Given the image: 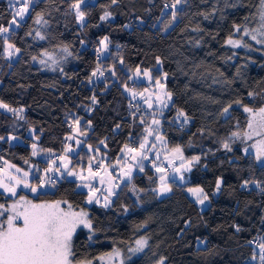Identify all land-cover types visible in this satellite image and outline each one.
Here are the masks:
<instances>
[{
    "label": "trees",
    "instance_id": "1",
    "mask_svg": "<svg viewBox=\"0 0 264 264\" xmlns=\"http://www.w3.org/2000/svg\"><path fill=\"white\" fill-rule=\"evenodd\" d=\"M171 1L118 0L112 4L111 0H94L81 7L86 12L81 25L70 8L74 0H38L21 27L7 34L21 50L12 62L4 57V37L0 36V100L23 108L16 133L10 131L16 115L0 110V136L24 139V144L13 145L7 139L0 141V158L20 167L27 163L46 166L45 160L33 157L25 131L34 130L42 152L61 153L66 137L72 134L68 124L77 118L80 130L87 133L86 144L106 141L102 151L109 161L133 140V131L137 146L142 124L132 115L135 107H129V102L139 103L124 93L117 80L128 82L130 70L137 65L152 69L154 76L161 74L154 70L159 57L162 72L167 73L166 89L172 93L161 123L166 145L181 147L186 159L201 157L185 185L169 180L172 192L158 197L152 191L157 188L153 169L144 164V171H136L131 181L120 182L108 208L87 206L86 193L76 189L75 181L57 179L53 173L49 174L54 181L51 188L36 195L25 191L17 195L35 201L67 200L89 213L95 232L79 229L74 233L75 260L96 261L144 237L147 246L124 264H158L161 257L166 258L165 264H261L257 244L264 242V192L253 183L242 187L245 180L264 186V165L257 163L255 150L249 147L261 137L235 140L232 152L221 146L232 132L248 130V113L235 101L252 108L264 106V55L257 49L233 51L226 45L233 25H244L261 0H186L177 6L178 18L169 26L171 13H164V5ZM8 5V0H0V23L5 26L11 19ZM106 11L111 17L101 20ZM37 12L43 13L47 25L34 23ZM36 30L46 39L36 37ZM104 36L110 39L106 56L97 51ZM65 46L71 55L55 71L41 69L32 59ZM97 68L103 75L92 77ZM249 92L255 95L249 97ZM93 95L96 104H92ZM229 104V114L221 115ZM177 110L188 115L187 124L174 121ZM117 124L120 129L114 132ZM245 147H249L248 155ZM34 176L31 182L38 184ZM218 178L224 182L215 193ZM187 186L204 188L209 195L205 208L197 206ZM14 199L0 191V204L8 206ZM254 252L256 260L251 258Z\"/></svg>",
    "mask_w": 264,
    "mask_h": 264
},
{
    "label": "snow or ice",
    "instance_id": "2",
    "mask_svg": "<svg viewBox=\"0 0 264 264\" xmlns=\"http://www.w3.org/2000/svg\"><path fill=\"white\" fill-rule=\"evenodd\" d=\"M86 0H74L70 5V8L74 11L75 18L78 23L81 25L85 22L86 12L81 10V5L85 4ZM118 0H111L112 4H116ZM186 3V0H174L171 5L165 4L164 7L167 9L171 7V19L169 20V26L175 22L179 15V10L177 6ZM38 4V0H9V9H11L10 15L11 19L5 24L0 23V36L4 37L3 53L6 58L11 59L13 56L17 55L21 50L7 38L8 33L12 32L13 28L21 27L23 21L30 16L31 10L34 9ZM261 4L264 5V0H261ZM111 12H105L103 16L100 17L101 20H107L111 17ZM207 19V16H205ZM261 19V28H264V8H262L260 13ZM34 23L37 25H47L48 21L44 19L43 13L37 12L35 14ZM127 27V25H125ZM234 31L239 33L243 32L244 36H251V39L256 40L257 43H264V40H258L256 35L252 32L259 30L249 31L246 27H243L239 24L233 25ZM28 35H32L31 32ZM260 35L264 36V32H260ZM35 36L40 40L46 39V37L39 31H35ZM110 44V39L108 36H104L99 41V48L97 49L98 53L102 51H107ZM226 44L231 45L233 48L239 47H250L248 44L244 43L242 39H233L232 36H229L226 40ZM63 52L71 55L68 51V47L65 46L62 49ZM43 56H46L48 60H40L41 64H47L48 61H52L53 64H56L57 61L47 52L42 53ZM33 60L37 58L32 57ZM120 63L123 64L124 61L121 58ZM162 62L159 57L156 59V64L160 65ZM55 70V69H53ZM63 72V69H60ZM132 71V76L129 79L139 78L143 76L149 82L153 81L152 69L144 68L142 69L139 65L136 66ZM102 76L103 72L97 68L92 72V77L97 75ZM112 74L115 75V72L112 71ZM167 78V73H163V76H157L154 79L156 88L159 89L156 93H151L147 88L143 92H137L136 90L129 88L128 85L124 84V89L129 93L132 100H136L137 96L144 99V102L148 105L149 108H152V95H155L156 102L163 105L164 108L168 107V103L172 99V93L168 92L165 89L162 79ZM89 83H92V78L89 77ZM149 92L147 98L144 97V93ZM249 97H253L255 94L252 92L248 93ZM92 104L97 103V98L95 95L91 97ZM237 105L243 107V111L248 113V122H247V131L240 132L234 131L231 135L221 141V146L227 152H232V143L235 140L243 138V140H252L254 136H260L261 139L257 140L254 144L250 145V148L255 149V159L264 165V106L259 108H252L247 105H243L241 101L237 100L234 102ZM130 107H135L139 111V105H131ZM232 108V104H229L227 107L223 108L221 115L227 116L229 114V109ZM0 109L5 110L6 112H11L14 115L19 116L23 112V108H14L9 104L5 103L3 100H0ZM135 116V113H132ZM160 115H163V111L160 112ZM22 119L23 117L20 116ZM183 118V123L187 124L189 122L188 115L183 110H177V114L174 118V121H180ZM140 123L143 124L144 120L141 118ZM161 121L155 118V113H153V119L151 125L144 129L147 134L144 136L139 143L138 147L130 146L128 143H125L121 148V153L123 154L124 159L121 160L117 158V164H122L120 170L121 178L131 181L133 176V171L139 169V171H144L143 161L148 159V156L145 154V149L148 145V136L156 134V140L160 141L162 144H165V138L159 133V126ZM80 119L77 118L73 121V124L70 125L73 133L80 135H86V132H82L79 128ZM88 125H91V121H88ZM152 125L156 127H152ZM120 129V125L117 124L113 131ZM9 141L16 140V136L9 135L7 137ZM74 136L70 135L66 137V140H72ZM5 140L4 136H0V141ZM76 143L79 145L81 141L77 140ZM105 148L107 147L106 141L101 140L99 142ZM89 152L99 153V147L93 148L92 145H88ZM155 147V145H153ZM249 147L243 149L245 155L249 154ZM51 152V150H47ZM73 149L71 145L66 144L64 148L65 155L59 157L62 162V166L67 170L68 164L71 162L67 153L72 152ZM32 155H38L37 145H32ZM157 159L159 155L157 154ZM169 166H172L174 160H181L180 166L173 167V171L179 174V180L184 181L183 172H190L195 164L200 162L201 157L198 155L192 156L191 158L186 159L183 155L181 147L176 146L171 149L170 155L166 156ZM96 160L95 156L89 158V163L87 166V175L83 174V170L79 173L68 170V176H75L83 183L79 186L85 187L88 189L87 194V203H100V197L97 193L100 189L93 186L92 181L99 178V183L107 185L105 191L108 195L104 196V203L102 207L108 208L112 201L111 196L116 195L114 189L119 187V185L114 184L113 181L116 179L111 172L108 171L109 167H115V165H105L103 158H101L96 163V168H93V162ZM27 163V161H25ZM56 161L53 160L47 168L44 169V175L39 177V183L36 185L29 184L27 177L29 172L25 171L23 173L24 179H20L15 176H9V179L14 181V183H5L3 179H0V188L4 189V192L9 193L11 196L15 197L17 194V187L21 184L25 188H30L32 193H37L38 190L44 187L46 184H53L54 181L49 175L53 171L59 172L60 169L54 167ZM156 172L160 173L158 180L159 186L152 191L156 192L157 195H165L172 192V186L169 184L170 176L167 174V169L161 165H157L153 162L152 165ZM8 167H15L14 165H9ZM3 171V170H0ZM17 172H20L21 169L17 168ZM103 172V174H102ZM223 180L218 178L215 182L216 192L221 191ZM249 183H254L255 186L260 189L261 192H264V186L261 185L260 181H247L243 182L242 187H247ZM133 191L135 187L133 186ZM187 192L195 198V201L198 204L203 205L205 201L209 200L208 193L205 192L202 187H188ZM66 205V207H62ZM127 211V209H125ZM5 213H8L5 219L0 220V264H92L90 260H75V252L73 248V235L76 232L78 227H83L89 230L90 233L94 234L95 230L93 228V220L90 218L89 213L81 208L79 211L73 209L72 204L67 200H55V201H45L40 203H35L32 200L28 199L25 196H20L18 200L13 202L9 206L0 204V217H5ZM237 231L240 229L237 227ZM91 239V235L89 236ZM203 241H201L202 243ZM251 243V241H249ZM137 247L134 249H129L132 252L142 251L144 247L147 246V240L144 238L138 239L136 241ZM259 248V260L261 264H264V242L257 244ZM120 249H113L112 252L105 253L104 256L98 257L100 260H104L105 257H108L111 260L114 257L120 256ZM252 260H256L257 254L254 252L252 255ZM165 257H161L158 261V264H165ZM123 264V262H121Z\"/></svg>",
    "mask_w": 264,
    "mask_h": 264
},
{
    "label": "rangeland",
    "instance_id": "3",
    "mask_svg": "<svg viewBox=\"0 0 264 264\" xmlns=\"http://www.w3.org/2000/svg\"><path fill=\"white\" fill-rule=\"evenodd\" d=\"M8 2H9V0H8ZM92 2H94V0H86L85 4L92 3ZM173 2H174V0L171 1L169 4L171 5ZM83 5L84 4H82L81 7ZM262 8H264V5H262L261 4V1H260L259 6H258L256 12L246 21V23L244 25H242L243 27H246L247 29H249L250 32H252V30H254V29L255 30H259V31L252 32V34L256 35V37H257L258 40H264V36L260 35V32H264V28H261V23L262 22H261V19H260V13H261ZM166 11L169 12V13H171L172 12L171 7L167 8V9L165 8L164 9V13ZM14 29H16V28L14 27L13 30ZM232 38L233 39H242V41L244 43H246V44H248L250 46V47H247V48H245V47L233 48L231 45L226 44L233 51H236L238 49H244V50H247V51H249V50H254L255 51L257 49V51H259L261 54L264 55V50H263L264 49V43H257L256 40L251 39V36L250 35L249 36H244L242 31L239 32V33H237V32L234 31ZM258 49H260V50H258ZM48 53L57 61L56 64H53L52 61H50V60L48 61L47 64H41L40 63V60H42V59L43 60H48V58L46 56H43V55H41V57L39 59H36L34 61V63L36 65H38L41 69L46 70V71H55L56 69L60 68V66L68 58V54L65 53V52H63L62 51V48H58V49H55V50H52V51H48ZM100 53L103 54L104 56H106L108 54L107 51H102ZM18 54L15 55V56H13L11 59L6 58L5 55H4V57H5V59L7 61L12 62L13 60H15L17 58ZM53 69H55V70H53ZM154 70L155 71H161V74H159L157 76H161V77L163 76V73L164 72H162L161 65H157L156 64V66L154 67ZM152 74H153V71H152ZM130 76H132V71L130 72L129 77ZM157 76H154L153 75V78L155 79V77H157ZM154 79H153L152 82H149L143 76H141L139 78H135L134 77L133 79H129L128 82H126V84L128 85L129 88H132V89L136 90L137 92H143L144 89L147 88L149 90V92L156 93V92L159 91V89L156 88V85L154 83ZM117 81H119V84H121V86H122V88L124 90V93H126L127 95H129V93L126 92L125 89H124V84H125L124 82L125 81H123L120 77H118V80ZM161 82L164 83V85H165V79H162ZM165 89H166V86H165ZM149 92H145L144 93V97L145 98L148 97ZM151 99H152V102H153V106H152V108H149L148 105L144 102V99H142L139 96H137V98H136V101L139 103V111H137L136 108H135V110H134L135 116L134 117H136V119L139 118V120H141V118H143V120H144V123L141 126L142 127L141 129L142 130H140L141 133H142V135H140V137L142 136V138L147 135L145 133L144 129L146 127H148V126L151 125V121L153 119V113H155V118L156 119H159L161 121V123H162V116L160 115V112L163 111V114H164V111L171 104V101H170L168 103V107L167 108H164L163 105H161L158 102H156L155 95H152ZM0 110L2 112H5V113L10 114V112H6L3 109H0ZM176 114H177V112H176ZM176 114H175V116H176ZM12 119H11V122H10V128H11L10 131H12V133H16L21 128V126L19 125V120L21 119L20 118V115L19 116L16 115ZM175 122L181 125L183 123V118H181L180 121H178V122L175 121ZM152 127H156V126L152 125ZM71 133L72 134H70V135L74 136V139L69 140V141H67V140L65 141L66 144L71 145V147L73 149L72 152L67 153V156L69 157V160L71 161L68 164V169L67 170L62 166V162L59 159V157L65 155V152L64 151H62L61 153H50V152L44 153L37 146L38 155H35L33 157L35 159L45 160L46 161L45 162L46 163V166L39 167V165L36 166L34 164H28L27 163L26 164V167L25 166L24 167H22V166L20 167V166H17V165H14V164L8 162L7 160H5L3 158H0V170H3V171H0V179H3L5 183H14V181H12V180L9 179V176H15V177H18L20 179H24L23 173L25 171H27V172H29V176L27 177L28 183L29 184H32V185H36V183H32L31 182L32 176H34V175L36 177L38 176L37 178L39 179V177H41L42 175H44V169L47 168L49 166V164L53 160H55L56 161V164L54 165V167L59 168L60 171L59 172L53 171L52 173L55 174V176L57 177V179H61L62 177H65L66 179L75 181L76 182V189L79 190V191H83V192L86 193L85 204L87 206H91V205H101L102 206L103 203H104V199H103L104 196L108 195V193L105 191V189L107 188V185L106 184H104V185L100 184L99 183V178H97L96 180L92 181L93 186L96 187V188H98V189H100V191L97 193V195L100 197V203L97 204V203L94 202L92 204H88L86 202L87 201L88 189L85 188V187L79 186L83 182L81 180H79L75 176H68L67 175V171L68 170H72V171H75V172L79 173V172H81L83 170V174L84 175H87V166H88V163H89V158L92 157V156H95L96 157V160L93 162V166L96 165V163L101 158H103V162H104L105 165H110V164L111 165H115V167H109L108 168V171L111 172L114 177H116V179L113 181V183L119 185L120 182H122V181H128L127 179L121 178V176H120V170H121L122 164H117V158H120L121 160L124 159L123 154L120 151V153L118 154V156L113 161H109L105 157L104 152L102 151V149H105V147L103 145H101L99 142H98V144L96 146L95 145H92V144H86L84 142V137L86 135H80V134H77V133H73V131H71ZM159 133L162 135V125L161 124L159 126ZM25 134H27L29 136V138L31 139V141L29 142V144H30V147L32 149V145L33 144H36L37 145V138L34 135L35 134L34 133V130L33 129H27L25 131ZM8 136L9 135L5 136V139H7ZM135 136L136 135H135V133L133 131L131 133V137H132L133 140H130L128 142V144H130L131 146H136ZM16 137H17V139L16 140H12V141H9L7 139L10 145H13L15 143L24 144V139L23 138L18 137V136H16ZM77 140L81 141V143L79 145L76 143ZM141 140H140V142H141ZM139 143H138V145L136 147L139 146ZM88 145H92L93 148L99 147L100 152L99 153L89 152L88 147H87ZM153 145H155V147H153ZM80 149H83V153L82 152L81 153L79 152ZM171 149L172 148H168L167 147L166 143L165 144H162L160 141L156 140V134L155 133L152 136H148V145H147V148L145 149V154L148 156V159L144 160L143 161V164H148L153 169V172L155 174L154 179L155 180L157 179L156 180L157 188L159 186L158 177H159L160 173L156 172L155 168L152 166L153 165V162H155L157 165H161V166H163V167H165L167 169V174L170 176V179H169L170 181H173L174 183H177L178 185H185L187 183V181H188V173L189 172H183V176H184L185 179H184L183 182H181L179 180V174H177V173H175L173 171V167H177L178 168L180 166L181 160L176 159V160H174L173 165L172 166H169L168 160L166 159V156H169L170 155ZM253 150H255V149H253ZM157 154L159 155V159H157ZM257 163L260 164V162H258V161H257ZM9 165H14L15 167H11L10 168V167H8ZM17 168L21 169V171L20 172H17L16 171ZM38 169H40V170H38ZM138 170L139 169H135L133 171V174L136 171H138ZM102 174H103V172H102ZM252 186L255 187V184L253 183ZM188 187H197V186H187L185 188L186 189V192H187V188ZM49 188H51V183L46 184L44 187L40 188L38 190V192L41 191V190H44V189H49ZM130 189H131V192L133 194L134 199L136 200L137 199V193H134L136 190L133 191L132 190L133 188H130ZM115 190H116V188L114 189V191ZM0 191L3 192L4 194H6L9 197H13L9 193L4 192V189H2V188H0ZM20 191L28 192L31 195H36V193H32L31 192L30 188H25L23 186V184H21V185H19L17 187V193L20 192ZM215 193H216V191H215ZM165 195H167V194H165ZM165 195H162V196L157 195V196L158 197H163ZM188 195L195 201V198L193 196H191L189 193H188ZM20 196L27 197L24 194H22ZM20 196L16 194L15 199L9 205H11L13 202H15L16 200H18ZM27 198L30 199V200H32L35 203L45 202V201H35V200H33V199L29 198V197H27ZM111 198H112V196L110 197V199ZM196 204H197V206L200 209H203V208H205L208 205V201H205V203L203 205L198 204L197 202H196ZM62 207H66V205H62ZM73 209L76 210V211H79L81 208L76 209V208L73 207ZM7 215H8V213H5V217H0V220L5 219ZM79 229H83V230L89 232L88 229L83 228L82 226L77 228V230H79ZM141 238H144V237H139L132 244L128 245L127 247H125L123 249H120V253L121 254H120L119 257H114L111 260H109L108 257H105L104 260L97 259L96 261H91L92 264H121V262H123V264H124L125 262H127L128 260L134 258L135 256H137L138 254H140L142 252V251H138V252L129 251V249H134V248L137 247L136 241L138 239H141Z\"/></svg>",
    "mask_w": 264,
    "mask_h": 264
},
{
    "label": "built area",
    "instance_id": "4",
    "mask_svg": "<svg viewBox=\"0 0 264 264\" xmlns=\"http://www.w3.org/2000/svg\"><path fill=\"white\" fill-rule=\"evenodd\" d=\"M130 104H131V103L129 102V107H130ZM70 125H72V124H71V123H69V124H68V126L70 127ZM93 168L95 169V168H96V165H94V166H93ZM50 176H51V175H50ZM253 242H254V243H256V241H255V240H253Z\"/></svg>",
    "mask_w": 264,
    "mask_h": 264
}]
</instances>
